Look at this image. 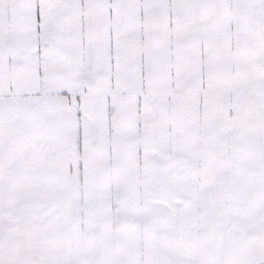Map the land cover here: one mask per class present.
<instances>
[{"label":"snow or ice","instance_id":"6c2138e0","mask_svg":"<svg viewBox=\"0 0 264 264\" xmlns=\"http://www.w3.org/2000/svg\"><path fill=\"white\" fill-rule=\"evenodd\" d=\"M0 264H264V0H0Z\"/></svg>","mask_w":264,"mask_h":264}]
</instances>
